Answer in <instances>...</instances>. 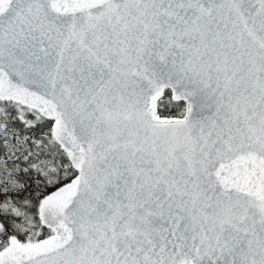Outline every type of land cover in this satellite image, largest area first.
<instances>
[{
	"label": "water",
	"instance_id": "95a60500",
	"mask_svg": "<svg viewBox=\"0 0 264 264\" xmlns=\"http://www.w3.org/2000/svg\"><path fill=\"white\" fill-rule=\"evenodd\" d=\"M0 97L75 171L0 264H264V0H0Z\"/></svg>",
	"mask_w": 264,
	"mask_h": 264
},
{
	"label": "trees",
	"instance_id": "16d2710c",
	"mask_svg": "<svg viewBox=\"0 0 264 264\" xmlns=\"http://www.w3.org/2000/svg\"><path fill=\"white\" fill-rule=\"evenodd\" d=\"M183 109L167 89L157 101L159 116L178 117ZM50 123L35 107L0 97V251L9 239L31 245L51 234L39 217L40 204L75 174Z\"/></svg>",
	"mask_w": 264,
	"mask_h": 264
},
{
	"label": "rangeland",
	"instance_id": "374dc122",
	"mask_svg": "<svg viewBox=\"0 0 264 264\" xmlns=\"http://www.w3.org/2000/svg\"><path fill=\"white\" fill-rule=\"evenodd\" d=\"M71 177H69V178H66V179H63L62 181H64V180H68V179H70Z\"/></svg>",
	"mask_w": 264,
	"mask_h": 264
}]
</instances>
